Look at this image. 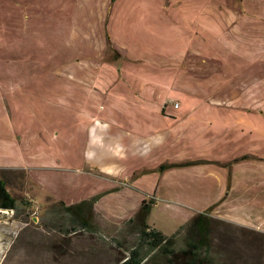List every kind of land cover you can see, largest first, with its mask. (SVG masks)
Instances as JSON below:
<instances>
[{
    "label": "crops",
    "instance_id": "1",
    "mask_svg": "<svg viewBox=\"0 0 264 264\" xmlns=\"http://www.w3.org/2000/svg\"><path fill=\"white\" fill-rule=\"evenodd\" d=\"M230 2L148 0L150 22L134 34L112 31L124 2L110 0L101 30L83 33L73 46L80 54L68 61L34 62L27 53L25 62L40 69L24 71L0 54V170L33 180L41 170L102 179L109 185L89 196L97 197L94 209L126 218L142 201L165 194L166 179L176 189L169 198L194 215L223 201L229 214L207 215L264 231V215L246 209H264V8L241 0L234 14ZM108 47L117 60H101ZM30 80L46 85L33 89L35 97L50 94L52 107L71 118L63 137L56 127L48 136L30 127L40 118L27 111ZM184 163L193 164L159 170ZM141 179L151 189L134 207L113 209L104 201L129 200ZM114 181L122 186L115 189ZM238 205L245 210H234Z\"/></svg>",
    "mask_w": 264,
    "mask_h": 264
},
{
    "label": "rangeland",
    "instance_id": "2",
    "mask_svg": "<svg viewBox=\"0 0 264 264\" xmlns=\"http://www.w3.org/2000/svg\"><path fill=\"white\" fill-rule=\"evenodd\" d=\"M108 1L110 0H0V54L8 56L9 66L21 67L24 71L40 69L35 63L28 65L25 62L27 53V59L31 55L34 62H39V58L43 60L54 57L58 60H52L53 62L68 61L71 55L80 54L79 49L73 46L83 33L95 34L101 30V20L105 17ZM122 1L124 4L116 9L117 19L113 21L112 31L115 29L141 34L152 17L151 10L145 6L148 0ZM221 1H231L234 14L239 11L241 0ZM263 2L258 0V7L264 8ZM127 27L131 29L128 30ZM239 28L241 30L245 27L239 25ZM118 58V53L108 47L101 60ZM25 82L30 89L26 96L27 111L34 119L40 117L38 124L32 121L29 123L30 127L44 128L45 136L50 134L48 130L56 127L59 129V136L63 137L65 120L66 124H70L71 118H66L64 113L60 114L56 107H52L54 98L50 94L37 97L33 95L35 87L46 88V85H41L36 80ZM54 108L57 110L54 111ZM48 119L53 120L50 125H47ZM58 173L52 170L35 171L33 180L27 179L19 170H0V181L15 200L14 209H0V264H125L127 254L137 246L141 247L145 256L142 264H168L172 256L162 249L149 251L140 241L138 232L128 223L139 208L129 218L104 215L97 212L94 206L91 215L82 213L83 216L77 218L67 214L59 202L65 206L66 204L54 196L67 203L77 204L107 188L109 183L85 174L60 172L57 175ZM164 180L160 187L164 188L165 194L161 190L160 195L152 194L153 199L144 200L151 201L146 224L165 236L174 234L173 249L177 253L185 248V232H181L180 228L195 215L193 211L178 206L169 198H175L176 189L168 184L174 182ZM115 181L112 184L115 189L122 186L121 182ZM206 183L211 187L208 180ZM135 187L139 191L132 190L129 200L107 195L104 201L113 209L127 211L140 201V196L146 197L145 193L151 189L146 179H141ZM225 194L227 191L223 192V196ZM202 200L195 199L193 202L202 206ZM232 202L239 204V200ZM246 209H251L254 218H257V214L264 215L263 208ZM234 210L241 213L245 209L238 205ZM228 211L230 210L225 209L224 202L218 201L205 212L206 215L223 218L229 214ZM207 216L210 219L209 245L207 252L204 251L205 255H202L207 264H264V231H254ZM259 218L264 220V216ZM81 222L87 224L86 227Z\"/></svg>",
    "mask_w": 264,
    "mask_h": 264
},
{
    "label": "trees",
    "instance_id": "3",
    "mask_svg": "<svg viewBox=\"0 0 264 264\" xmlns=\"http://www.w3.org/2000/svg\"><path fill=\"white\" fill-rule=\"evenodd\" d=\"M193 163H184L180 165H162L159 170H165L168 167L174 166H186ZM97 197H91L86 200H82L77 204L64 206V210L71 216H83V214L91 215L93 213V206ZM151 201H142L141 205L134 216V218L128 220V223L132 225V228L138 232L140 241H142L149 251L166 250L172 258L169 259L168 264H207L204 261L202 255H205L209 245V217L200 213L192 217L184 226L180 228V231L185 233V248L179 252H175L174 234L172 236H165L160 231L150 228L146 224L147 217L150 212ZM15 207V200L6 190L2 181H0V209L12 210ZM83 213V214H82ZM77 217V218H78ZM81 225L86 227L87 224L81 222ZM145 256L142 254L141 247L137 246L133 248L126 256L125 264H142ZM178 258H181L178 260Z\"/></svg>",
    "mask_w": 264,
    "mask_h": 264
},
{
    "label": "built area",
    "instance_id": "4",
    "mask_svg": "<svg viewBox=\"0 0 264 264\" xmlns=\"http://www.w3.org/2000/svg\"><path fill=\"white\" fill-rule=\"evenodd\" d=\"M175 107H177V104H175Z\"/></svg>",
    "mask_w": 264,
    "mask_h": 264
}]
</instances>
